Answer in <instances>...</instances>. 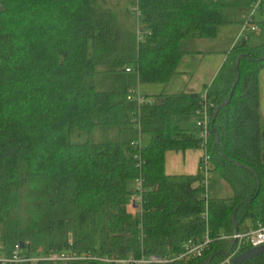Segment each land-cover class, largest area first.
I'll use <instances>...</instances> for the list:
<instances>
[{
  "label": "trees",
  "instance_id": "1",
  "mask_svg": "<svg viewBox=\"0 0 264 264\" xmlns=\"http://www.w3.org/2000/svg\"><path fill=\"white\" fill-rule=\"evenodd\" d=\"M258 3L263 13L264 0H136L140 22L150 33L138 43L136 31L122 29L107 0H0L3 257L12 258L21 243L29 258L69 251L120 259L163 256L209 230L214 241L203 257L171 264H221L232 241L218 237L232 236L235 222L240 230L256 222L258 212L264 215L259 85L264 44L252 46L249 38L236 45L207 93L215 105L213 120L229 98L241 58L240 80L212 122L207 146L211 172H220L232 187V200L209 199L201 171L165 173L168 152L201 147L196 131L180 125L182 117L203 107L200 95L141 92L155 101L138 107L127 100L134 89L98 92L89 79L100 67L107 73L131 69L142 87L166 86L180 74L186 42L216 38L227 10H250ZM136 126L148 138L146 146L71 140L74 130L91 134L98 127ZM139 179L142 212L133 215L128 207ZM244 264H264V254Z\"/></svg>",
  "mask_w": 264,
  "mask_h": 264
},
{
  "label": "crops",
  "instance_id": "2",
  "mask_svg": "<svg viewBox=\"0 0 264 264\" xmlns=\"http://www.w3.org/2000/svg\"><path fill=\"white\" fill-rule=\"evenodd\" d=\"M238 10V9H235ZM251 10V9H250ZM238 12H244L238 10ZM248 17H246L247 19ZM246 19L241 23V27ZM223 26V25H222ZM218 28V35L212 39H195L184 44V49L188 52L179 66V75L172 79L166 86H140L139 76L135 72L124 73L126 75V90L134 89L147 95H156L160 93L176 94L182 91L193 92L200 96L204 95L208 89H211L212 83L222 66L227 60L229 52L236 46L237 40L228 37L229 30ZM222 30V31H221ZM259 30L258 33H260ZM263 31L261 32L262 35ZM239 35V34H238ZM260 46V45H258ZM129 80L131 83H129ZM130 84V86H129ZM260 85V116L261 124L264 127V68L259 75ZM190 118V117H189ZM193 117L190 119L182 118L180 125L184 129L196 131ZM129 129V128H126ZM126 129H120L125 131ZM143 140V139H142ZM204 152L202 149H190L179 152H168L165 161V173L167 176H195L200 173L201 161ZM207 196L211 200H232L235 198V192L232 187L223 178L220 172L212 171L209 174ZM128 211L133 215L137 214L138 209L128 207ZM264 215L258 212L256 222L248 221L240 226V232L248 228H253L261 222ZM234 234L236 233L234 227ZM233 242V241H232ZM1 248V247H0ZM3 258V257H2Z\"/></svg>",
  "mask_w": 264,
  "mask_h": 264
},
{
  "label": "built area",
  "instance_id": "3",
  "mask_svg": "<svg viewBox=\"0 0 264 264\" xmlns=\"http://www.w3.org/2000/svg\"><path fill=\"white\" fill-rule=\"evenodd\" d=\"M259 3L251 9V11L259 10ZM134 17L137 21V28H136V36L138 43L143 42L145 36L150 35V33L144 28L141 24V13L137 5L133 6L131 9ZM259 25L257 24L254 16V12L248 16L246 21L242 25V31L240 34L241 40H247L253 34L259 32ZM128 73H131V69H127ZM208 91L204 95L201 96L203 99V107L198 110L194 114V120H197V130L198 136L201 140V147L200 149L203 150L204 155L201 161L200 171L204 176L203 186L207 189L208 186V179L209 174L211 173V165H210V157L207 154V146L209 139L211 137V124H212V111L215 108V105L208 100L207 97ZM127 100L129 102L135 103L138 107L144 106L146 104L154 103V98H146L141 94L138 90H130ZM200 118V120H199ZM136 129L140 131L139 126H136ZM138 160V167H141L143 161L140 156H136ZM138 193L134 197V200L130 207H135L138 209V212H142V205H143V181L139 179L137 181ZM204 220L208 221L207 213L204 215ZM219 240H236V244L233 249L228 254L227 258L221 264H233L232 259L235 258L237 255L241 254L247 249L257 248L260 246H264V222L257 223L256 227L250 229L246 232H239L238 234H233L230 237L227 236H220L218 237ZM214 239H212L209 230L206 231L205 235L201 239H191L187 241L183 249L178 253H170L168 255H152L146 256L143 255L140 258H137L134 255H130L127 258L120 259V258H104L98 255H94L92 253H76L73 251L69 252H61V253H51L48 256H38L29 258L22 253V249L20 246H16V250L10 259L0 258L1 264L7 263H14V264H21V263H31V264H38L42 262H47L51 264H69L73 261H80V262H99V263H109V264H171L176 262L188 263L198 258L203 257L205 252L210 249ZM69 243L70 245L73 244L72 235H69Z\"/></svg>",
  "mask_w": 264,
  "mask_h": 264
},
{
  "label": "rangeland",
  "instance_id": "4",
  "mask_svg": "<svg viewBox=\"0 0 264 264\" xmlns=\"http://www.w3.org/2000/svg\"><path fill=\"white\" fill-rule=\"evenodd\" d=\"M136 0H107L108 8L112 9L118 16V21L122 29L126 32L136 31L137 21L131 14L130 8L135 6ZM254 12L255 20L259 25L260 33L251 35L249 38L250 45L258 46L264 44V14L260 10H245L244 12H238V10H227L225 12L226 23L222 26V30H229L228 37L235 38L240 37L242 27L241 23ZM221 30V31H222ZM239 34V35H238ZM242 40H237V44H240ZM89 83L95 87L98 92H124L127 86L126 75L124 73H107L105 67H100L97 74L89 79ZM129 83L131 81L129 80ZM130 86V84H129ZM193 117V116H192ZM184 119V117H182ZM181 118V119H182ZM191 118V117H190ZM185 117V119H190ZM194 119V117H193ZM200 120V118H199ZM191 122L197 127V120ZM119 127L108 128H96L91 134L74 130L72 133V142L77 144L84 143H133L146 146L148 138L141 136L138 129H126L120 131ZM143 138V140H142ZM147 139V141H146ZM132 188L135 184L130 185ZM138 186V185H136ZM138 188V187H137ZM1 247V246H0ZM3 257L2 249L0 248V258Z\"/></svg>",
  "mask_w": 264,
  "mask_h": 264
},
{
  "label": "water",
  "instance_id": "5",
  "mask_svg": "<svg viewBox=\"0 0 264 264\" xmlns=\"http://www.w3.org/2000/svg\"><path fill=\"white\" fill-rule=\"evenodd\" d=\"M263 14H264V11H263ZM240 60H241V58L238 59V61H237V69H238L237 78H236L235 83L233 84L232 91H231V93L229 95V98L222 105L217 107V109L215 110V113L213 115V120H212L213 123L216 120V117H217L219 111L231 102V99L233 97L234 91H235V89L237 87V84H238V82L240 80V73H239ZM212 131L217 136V141L219 143V137H218V134H217L216 130L214 128H212ZM234 221H235V217H234ZM235 230H236V234H238L240 232L236 222H235ZM235 244H236V240H234L232 242L231 247H230V251L233 249ZM20 247H21L22 250H24L26 248L23 243H21ZM230 251L228 253H226L227 256L230 253ZM262 254H264V246L247 249L244 252H242L241 254L237 255L235 258H233L232 259V263L233 264H244V263H247L249 261L254 260L255 258L261 256ZM211 258H213V257H211ZM205 264H208V261H206Z\"/></svg>",
  "mask_w": 264,
  "mask_h": 264
}]
</instances>
